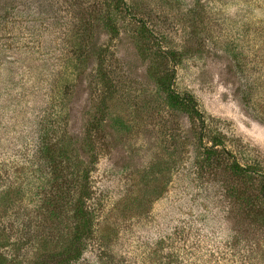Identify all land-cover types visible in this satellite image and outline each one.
<instances>
[{"label": "rangeland", "instance_id": "374dc122", "mask_svg": "<svg viewBox=\"0 0 264 264\" xmlns=\"http://www.w3.org/2000/svg\"><path fill=\"white\" fill-rule=\"evenodd\" d=\"M7 1L0 264H264V0Z\"/></svg>", "mask_w": 264, "mask_h": 264}, {"label": "trees", "instance_id": "16d2710c", "mask_svg": "<svg viewBox=\"0 0 264 264\" xmlns=\"http://www.w3.org/2000/svg\"><path fill=\"white\" fill-rule=\"evenodd\" d=\"M9 4L10 2L7 0H0V23L3 20V18L6 16V15L4 16V14L6 13L7 9L8 11H10ZM117 4L126 6L125 0H117ZM106 23L113 33L115 34L118 33L117 26L112 22L110 18L106 19ZM173 83H174V76L172 74L171 76L164 77V79L161 81L162 89L167 94V98L169 102L177 107L182 108L183 110H188L190 113L196 115L201 121V124H203L205 119L203 117V113L199 110L197 106V102L194 96L189 92H186L184 94L177 92L176 89L174 88ZM204 131H205V126L204 128L201 129L200 139H203ZM232 167L237 173H242V174L255 173L254 167L242 165L237 161L233 162ZM261 185H262L261 190L263 192L264 183L262 182ZM82 213H83L84 223L83 225L80 224L79 228L84 227V230L82 232L79 230V232L75 235V239H76L75 242H73L71 246H69L68 249H66L65 251L52 254L51 256H49V259L44 260L42 264H68L73 262L74 260H77L81 256L82 246L84 245V239L85 236L87 235V229H86L87 226L85 224L89 221V219L86 217L87 212L82 210Z\"/></svg>", "mask_w": 264, "mask_h": 264}]
</instances>
